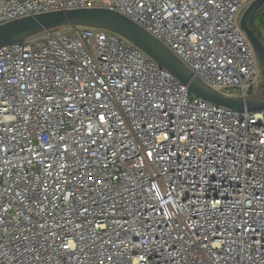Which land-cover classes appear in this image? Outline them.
Wrapping results in <instances>:
<instances>
[{"label": "built area", "instance_id": "2783aa9c", "mask_svg": "<svg viewBox=\"0 0 264 264\" xmlns=\"http://www.w3.org/2000/svg\"><path fill=\"white\" fill-rule=\"evenodd\" d=\"M253 1L0 0V25L108 8L212 89L264 100L239 24ZM262 142L264 110L192 96L115 33L2 46L0 264H264Z\"/></svg>", "mask_w": 264, "mask_h": 264}, {"label": "water", "instance_id": "95a60500", "mask_svg": "<svg viewBox=\"0 0 264 264\" xmlns=\"http://www.w3.org/2000/svg\"><path fill=\"white\" fill-rule=\"evenodd\" d=\"M263 4L264 0L253 1L242 13L239 24L255 51L260 72L264 76V45L251 28L255 13ZM78 27L105 30L126 39L162 69L169 72L186 87L192 96L202 101L238 112L264 110L262 99L243 101L212 89L194 76L192 71L163 43L122 14L108 8L92 7L55 11L29 15L7 22L0 25V47ZM260 97V95L257 96V98Z\"/></svg>", "mask_w": 264, "mask_h": 264}, {"label": "trees", "instance_id": "16d2710c", "mask_svg": "<svg viewBox=\"0 0 264 264\" xmlns=\"http://www.w3.org/2000/svg\"><path fill=\"white\" fill-rule=\"evenodd\" d=\"M256 26L258 28H264V4L256 11L251 22L253 32H255Z\"/></svg>", "mask_w": 264, "mask_h": 264}, {"label": "rangeland", "instance_id": "374dc122", "mask_svg": "<svg viewBox=\"0 0 264 264\" xmlns=\"http://www.w3.org/2000/svg\"><path fill=\"white\" fill-rule=\"evenodd\" d=\"M260 30L261 29L256 26L254 33L258 37L260 36ZM256 84L259 86L260 89H262V88L264 89V76L261 74V72L259 73Z\"/></svg>", "mask_w": 264, "mask_h": 264}, {"label": "snow or ice", "instance_id": "6c2138e0", "mask_svg": "<svg viewBox=\"0 0 264 264\" xmlns=\"http://www.w3.org/2000/svg\"><path fill=\"white\" fill-rule=\"evenodd\" d=\"M100 120L103 121V120H104V116H101V117H100ZM163 135H164V138L167 139V134L164 133ZM181 138H182V139H187V135L182 136ZM262 143H264V142H262ZM151 155H152V153L149 152V153H148V156L151 157Z\"/></svg>", "mask_w": 264, "mask_h": 264}]
</instances>
